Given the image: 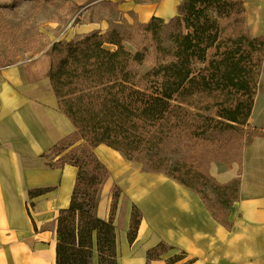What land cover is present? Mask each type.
Here are the masks:
<instances>
[{"label": "trees", "instance_id": "trees-1", "mask_svg": "<svg viewBox=\"0 0 264 264\" xmlns=\"http://www.w3.org/2000/svg\"><path fill=\"white\" fill-rule=\"evenodd\" d=\"M177 10L168 22L154 17L138 26L154 48L153 65L146 72L149 47L132 52L118 29L66 44L56 42L49 50V80L60 109L75 128L56 145L63 148L60 154L69 149L68 154L52 165L78 169L71 204L58 217L57 264H92L95 250L102 264H117L118 186L109 218L95 215L98 192L108 176L95 152L102 144L146 164L150 172L166 173L192 188L205 204L206 187L216 191L226 207L239 201L240 177L221 184L196 165L194 155L191 161L176 159L168 166L164 151L183 134L211 142L212 134L248 125L264 66V37L246 31L248 17L241 1L183 0ZM47 192L39 189L32 195ZM230 192L232 200L226 198ZM132 208L130 241L141 221L140 211ZM168 250L176 249L161 242L148 252L147 263ZM184 255L180 252L168 263Z\"/></svg>", "mask_w": 264, "mask_h": 264}, {"label": "crops", "instance_id": "crops-1", "mask_svg": "<svg viewBox=\"0 0 264 264\" xmlns=\"http://www.w3.org/2000/svg\"><path fill=\"white\" fill-rule=\"evenodd\" d=\"M232 1L243 2L249 34L264 37V0ZM182 2L92 0L73 28L74 39L147 24L154 17L170 21ZM51 63L45 50L0 65V264H57L58 217L71 204L78 169L52 165L54 147L75 128L51 86ZM248 125L264 132V66ZM95 152L108 168L96 200L98 218H109L114 187L121 189L114 220L117 264H146L148 252L161 242L185 253L172 264H264V136L244 147L240 166L214 173L219 182L229 183L240 172L238 216L230 230L192 188L144 170L106 145ZM39 189L49 192L33 196ZM132 205L141 221L130 241ZM147 264L170 263L160 258Z\"/></svg>", "mask_w": 264, "mask_h": 264}, {"label": "rangeland", "instance_id": "rangeland-1", "mask_svg": "<svg viewBox=\"0 0 264 264\" xmlns=\"http://www.w3.org/2000/svg\"><path fill=\"white\" fill-rule=\"evenodd\" d=\"M91 1L0 0V65L9 66L32 59L45 50L49 52L51 46L56 42L66 44L78 41V39H74L73 28L78 24L79 16ZM138 26L140 25L125 24L116 29L125 36L124 44L132 52L140 47H149L147 61L143 66V71L146 72L153 65L154 48L150 46L149 38L137 31ZM169 30L170 25L163 28L165 38H167ZM246 31L248 32V23ZM262 133L264 132L260 129L246 125L239 129L230 128L225 132L212 134L211 142L191 140L186 134H183L177 142L165 147L164 156L168 157V166H170L176 159L191 161L190 158L194 155L196 165L219 182L214 173H226L240 166L244 147L255 136H262ZM62 149L60 146H55L52 151V158L57 160L68 154L69 149L60 154ZM136 163L148 171L149 168L146 164ZM239 175L240 172L231 181L239 179ZM203 189L206 193L205 202L208 208L210 207L215 216L221 219L220 223L230 225L232 228L233 221L238 216L236 203L230 208L226 207L221 202L220 195L211 187ZM232 196L233 194L230 192L226 198L232 200ZM134 211L132 206H129V214L131 215V212ZM226 228L228 229V226ZM179 254L180 251L178 250H168L163 252L161 258H167V261H171L179 257ZM92 264H102L97 250L94 251ZM103 264H109V262Z\"/></svg>", "mask_w": 264, "mask_h": 264}]
</instances>
